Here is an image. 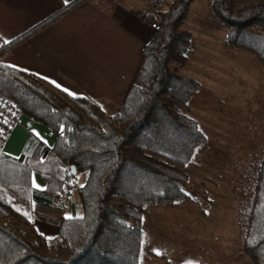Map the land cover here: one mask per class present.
I'll list each match as a JSON object with an SVG mask.
<instances>
[{"label": "trees", "instance_id": "obj_1", "mask_svg": "<svg viewBox=\"0 0 264 264\" xmlns=\"http://www.w3.org/2000/svg\"><path fill=\"white\" fill-rule=\"evenodd\" d=\"M86 1L77 0L72 8ZM193 2L173 0L159 13L114 115L0 62V99L15 101L24 116L57 136L49 148L32 135L20 157H0V264H140L144 210L196 196L185 168L207 138L183 110L201 84L181 73L194 48L185 29ZM211 11L227 28L225 45L264 65V0H212ZM34 172L45 190L34 187ZM78 175L84 176L81 186ZM74 190L82 213L74 209L73 216L62 217L57 234L47 240L30 242L3 222L29 224L34 204L53 207ZM242 249L252 264H264V151Z\"/></svg>", "mask_w": 264, "mask_h": 264}, {"label": "rangeland", "instance_id": "obj_2", "mask_svg": "<svg viewBox=\"0 0 264 264\" xmlns=\"http://www.w3.org/2000/svg\"><path fill=\"white\" fill-rule=\"evenodd\" d=\"M133 1L141 5L153 29L159 13L173 2ZM211 2L194 0L185 19L194 48L181 70L201 84L198 95L183 110L198 122L207 138L185 168L188 185L197 194L178 204H157L144 210L146 246L141 264H147L149 253L162 257L164 251L172 252L180 264H200L201 254L214 249L224 250L225 255L229 251L236 261L245 256L246 223L264 151V65L247 51L225 45L227 28L214 18ZM83 183L84 176L78 175L77 185ZM74 209L76 214L82 213L77 190L69 198L55 201L53 207L34 206L29 224L17 219L3 222L30 242L40 243L55 236L62 217L73 216ZM158 246L163 249L159 251Z\"/></svg>", "mask_w": 264, "mask_h": 264}, {"label": "crops", "instance_id": "obj_3", "mask_svg": "<svg viewBox=\"0 0 264 264\" xmlns=\"http://www.w3.org/2000/svg\"><path fill=\"white\" fill-rule=\"evenodd\" d=\"M76 1L0 0V62L72 97L88 99L112 115L125 100L154 29L133 0H87L72 8ZM32 135L49 148L57 137L23 115L6 140L3 154L20 157ZM32 182L37 190L46 189L38 172L32 174ZM224 252L207 250L199 263L252 264L246 256L236 261L229 251ZM162 254L169 255L167 251ZM149 255L147 264H180L172 252Z\"/></svg>", "mask_w": 264, "mask_h": 264}, {"label": "built area", "instance_id": "obj_4", "mask_svg": "<svg viewBox=\"0 0 264 264\" xmlns=\"http://www.w3.org/2000/svg\"><path fill=\"white\" fill-rule=\"evenodd\" d=\"M144 14L145 20L148 16ZM3 51H0V61ZM23 112L15 101L8 99H0V157L4 152V145L13 128L20 122Z\"/></svg>", "mask_w": 264, "mask_h": 264}, {"label": "water", "instance_id": "obj_5", "mask_svg": "<svg viewBox=\"0 0 264 264\" xmlns=\"http://www.w3.org/2000/svg\"><path fill=\"white\" fill-rule=\"evenodd\" d=\"M72 175H76V168L74 166L72 167Z\"/></svg>", "mask_w": 264, "mask_h": 264}, {"label": "snow or ice", "instance_id": "obj_6", "mask_svg": "<svg viewBox=\"0 0 264 264\" xmlns=\"http://www.w3.org/2000/svg\"><path fill=\"white\" fill-rule=\"evenodd\" d=\"M34 186H36V185H34Z\"/></svg>", "mask_w": 264, "mask_h": 264}]
</instances>
